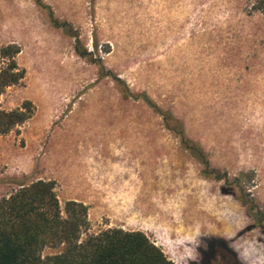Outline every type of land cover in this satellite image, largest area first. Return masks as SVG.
<instances>
[{
  "label": "rangeland",
  "instance_id": "obj_1",
  "mask_svg": "<svg viewBox=\"0 0 264 264\" xmlns=\"http://www.w3.org/2000/svg\"><path fill=\"white\" fill-rule=\"evenodd\" d=\"M11 44L25 77L0 110L31 117L0 135V199L53 181L89 208L84 239L143 232L201 264L223 238L264 264V0H0Z\"/></svg>",
  "mask_w": 264,
  "mask_h": 264
},
{
  "label": "trees",
  "instance_id": "obj_2",
  "mask_svg": "<svg viewBox=\"0 0 264 264\" xmlns=\"http://www.w3.org/2000/svg\"><path fill=\"white\" fill-rule=\"evenodd\" d=\"M20 51L13 44L0 51L7 60L6 66L0 67V98L7 87L25 77V70L16 62ZM30 117L23 110H0V135ZM178 123L183 132L182 122ZM183 147L199 154L208 165L199 144L184 141ZM15 183L18 190L0 199V264H173L143 232L108 229L82 238L90 226L89 208L69 201L63 211L55 195V182ZM45 249L55 252L44 256Z\"/></svg>",
  "mask_w": 264,
  "mask_h": 264
},
{
  "label": "flooded vegetation",
  "instance_id": "obj_3",
  "mask_svg": "<svg viewBox=\"0 0 264 264\" xmlns=\"http://www.w3.org/2000/svg\"><path fill=\"white\" fill-rule=\"evenodd\" d=\"M256 228L257 226L246 228L244 232L238 235L237 239L244 234L253 232ZM199 253L201 264H244L238 255L231 250L230 242L223 238L209 241L207 249L199 250Z\"/></svg>",
  "mask_w": 264,
  "mask_h": 264
}]
</instances>
